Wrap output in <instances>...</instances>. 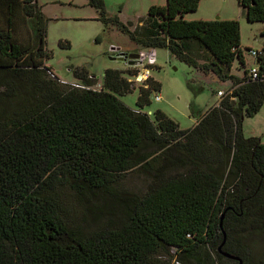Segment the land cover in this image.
I'll list each match as a JSON object with an SVG mask.
<instances>
[{
  "label": "trees",
  "instance_id": "obj_1",
  "mask_svg": "<svg viewBox=\"0 0 264 264\" xmlns=\"http://www.w3.org/2000/svg\"><path fill=\"white\" fill-rule=\"evenodd\" d=\"M88 1L143 50L168 49L230 82L228 93L181 130L162 111H145L160 91L151 77L136 109L120 100L135 89L122 71L106 70L100 90L84 68L73 70L84 89L63 84L46 65L48 21L37 0H0V264H169L158 261L168 254L176 264H238L224 253L248 264L241 235L264 233V135L245 137L242 126L264 104V47L260 77L250 80L238 21L185 19L201 0L152 6L133 32L107 18L104 0ZM238 5L248 22L264 23V0ZM236 61L243 79L231 73ZM135 168L148 190L117 221L88 234L67 222L59 190L113 198Z\"/></svg>",
  "mask_w": 264,
  "mask_h": 264
},
{
  "label": "rangeland",
  "instance_id": "obj_2",
  "mask_svg": "<svg viewBox=\"0 0 264 264\" xmlns=\"http://www.w3.org/2000/svg\"><path fill=\"white\" fill-rule=\"evenodd\" d=\"M37 2L48 21L47 49L50 57L46 64L51 66L54 74L63 81L75 82L73 70L84 68L93 77L92 89L100 90L106 70L122 71L135 89L120 97V100L129 108L136 109L139 88L144 80L142 78L141 81L138 74L143 71V67L129 66L127 61L120 60L121 57L112 48L120 47L124 53L126 49L133 48L143 58L149 54V50H141L143 48L121 26L112 22L106 24L100 20L99 12L88 0ZM104 4L107 18L118 19L128 31L133 32L140 28L152 6H165L166 0H104ZM218 18L240 23V46L245 57V68L249 72L252 67H258L257 58L251 56L249 51H262L264 23L248 22L246 11L239 7L238 0H201L198 10L185 16L188 21H211ZM155 50L156 66L149 68V77L160 84V91L153 92L152 105L145 108V111H162L181 130H190L198 123L199 118H203L222 100L217 92L222 90L227 94L230 84L220 81L212 73L205 74L198 68L179 61L168 49ZM196 58L199 65H203L208 55L199 50ZM128 70L134 75L127 74ZM231 73L239 79L245 77V70L238 61ZM156 95L161 97L160 101L155 100ZM242 127L245 137L262 136L264 104L258 114L244 119ZM149 180L148 175L135 168L116 186V197L113 198L93 195L79 198L71 189L63 187L59 190V196L67 222L76 226L79 232L88 234L103 227L109 220L117 221L134 197L146 194ZM241 236V243L250 251L246 255L248 264H264V233L247 230ZM158 259L163 263L176 264L179 258L168 254ZM223 264L237 263L225 261Z\"/></svg>",
  "mask_w": 264,
  "mask_h": 264
},
{
  "label": "built area",
  "instance_id": "obj_3",
  "mask_svg": "<svg viewBox=\"0 0 264 264\" xmlns=\"http://www.w3.org/2000/svg\"><path fill=\"white\" fill-rule=\"evenodd\" d=\"M112 50L114 51V53H116L118 56H120L121 58L125 59L126 61H129L128 59V56L129 54L127 52H123L122 49L120 47H113ZM148 55L144 56V58L142 57V54H140V52L138 53L139 55V58L137 59V62H136V66L135 67H143V71H141V73L138 74L139 76V79H141L142 81V78H144L143 82L146 81L148 78H149V68H152V67H155L156 66V59H157V53H156V50L155 49H148ZM250 55L253 56L254 58H258L260 55H261V52H258V51H254V50H250L249 51ZM146 60V61H145ZM248 76L250 78V80H257L259 77H260V72H259V69L258 67H252L250 70H249V73H248ZM61 82L63 84H68V85H71L75 88H80V89H84L85 86L80 83V82H66V81H63L61 80ZM217 95L218 97H223L225 94L223 91H218L217 92ZM155 100L156 101H160L161 100V97L156 95L155 96ZM149 115H151L152 113L151 112H148Z\"/></svg>",
  "mask_w": 264,
  "mask_h": 264
},
{
  "label": "water",
  "instance_id": "obj_4",
  "mask_svg": "<svg viewBox=\"0 0 264 264\" xmlns=\"http://www.w3.org/2000/svg\"><path fill=\"white\" fill-rule=\"evenodd\" d=\"M219 19V18H218ZM217 19V20H218ZM139 58V55L138 54H135V53H133V54H130L129 56H128V59H129V61H127L128 62V65L129 66H133V65H135V63L137 62V59ZM120 60H125V59H123V58H120ZM126 61V60H125ZM223 218H224V215L222 216V218H221V223H220V226H221V228H222V220H223ZM223 236H224V241H225V239H226V233L223 231ZM219 250H221V247L219 248ZM224 256H226V257H228V258H230V259H233V260H235V261H237L238 262V264H242L243 262H242V260L241 259H239L238 257H235V256H232V255H229V254H226V253H224L223 254Z\"/></svg>",
  "mask_w": 264,
  "mask_h": 264
},
{
  "label": "crops",
  "instance_id": "obj_5",
  "mask_svg": "<svg viewBox=\"0 0 264 264\" xmlns=\"http://www.w3.org/2000/svg\"><path fill=\"white\" fill-rule=\"evenodd\" d=\"M141 50H143V49H141ZM129 55L130 54H133V53H139L138 52V50H136V49H133V48H129V49H126L125 50ZM140 51V50H139ZM47 66H49L48 64H46ZM51 67V66H50ZM229 84H230V82H229ZM219 91H222V90H219ZM228 93V92H227ZM220 98V97H219ZM220 99H222V98H220ZM220 103V100L218 101V103L216 104V106L218 105ZM262 135H264V132H263V134ZM254 136H256V135H254ZM257 137H259V136H257Z\"/></svg>",
  "mask_w": 264,
  "mask_h": 264
}]
</instances>
